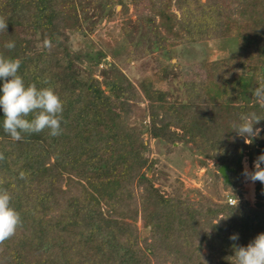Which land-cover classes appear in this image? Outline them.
Instances as JSON below:
<instances>
[{
	"label": "trees",
	"instance_id": "obj_1",
	"mask_svg": "<svg viewBox=\"0 0 264 264\" xmlns=\"http://www.w3.org/2000/svg\"><path fill=\"white\" fill-rule=\"evenodd\" d=\"M81 1L110 15L135 0ZM148 1L155 49L218 39L235 44L233 55L205 64L204 81L182 83V102L144 85L140 94L112 65L110 77L95 78L91 69L105 54L92 44L76 55L66 46L69 33H81L73 0H0L8 23L0 31V55L20 60L26 86H51L63 101L56 137L46 129L14 141L3 130L0 108V189L11 194L22 218L0 244V264H234L235 247L264 233V184L254 183V206L192 200L178 181L164 195L146 175L155 163L147 160L144 138L169 149L182 144L213 162L214 183L240 194L243 158L254 164L264 154V108L254 96L264 86V0ZM19 27L33 37L24 39ZM46 38L50 50L42 46ZM9 41L14 49L4 47ZM82 62L83 74L76 68ZM143 97L148 122L142 124L133 106ZM251 113L262 118L254 125L261 131L248 144L233 125ZM222 166L227 181L218 172ZM138 220L149 227L142 245ZM234 234L237 240L230 239Z\"/></svg>",
	"mask_w": 264,
	"mask_h": 264
},
{
	"label": "rangeland",
	"instance_id": "obj_2",
	"mask_svg": "<svg viewBox=\"0 0 264 264\" xmlns=\"http://www.w3.org/2000/svg\"><path fill=\"white\" fill-rule=\"evenodd\" d=\"M78 16L81 33H69L66 46L71 54L84 52L86 46L92 44L94 50H100L106 56L98 68H92L95 78L102 80L110 77L109 65L142 94L139 89L144 85L147 89H157L168 94L171 102L184 101L182 83L205 80V64L225 59L234 54L235 44L225 39L203 41L199 43L168 46L163 44L159 49L152 46L154 36L153 24L148 14L149 1H127L123 7L116 6L114 13L108 14L103 9L95 11L81 0H73ZM175 12V9H173ZM18 32L24 39L33 37L32 30L19 27ZM39 45V44H38ZM86 64H76L83 74ZM110 89L107 88L108 91ZM143 96V95H142ZM144 98V97H143ZM133 106V117L136 122H148V102ZM148 143L146 154L148 162L155 163L153 169H147L146 175L153 177L154 186L164 195L172 192L176 182L183 185L184 192L192 200H210L225 202L235 200V204L245 201L254 206V183L244 177L241 181L240 194H235L216 184L211 179L214 172L213 162L191 155L182 144H174L170 149L164 143L144 136ZM206 164L201 165V162ZM254 164L246 158L242 160V168L250 172ZM219 172V171H218ZM138 240L148 235V224L141 220L136 222Z\"/></svg>",
	"mask_w": 264,
	"mask_h": 264
},
{
	"label": "clouds",
	"instance_id": "obj_3",
	"mask_svg": "<svg viewBox=\"0 0 264 264\" xmlns=\"http://www.w3.org/2000/svg\"><path fill=\"white\" fill-rule=\"evenodd\" d=\"M7 21L0 16V31H6ZM44 48L51 49L50 39L43 41ZM6 49H14L13 41L6 42ZM20 60L6 58L0 55V79L4 81L2 95H0V108L3 110V130L14 141H20L22 134L40 133L49 130L52 137L62 133L61 121L63 120V101L51 86L37 88L35 83L25 85L23 78L18 75ZM10 78V79H9ZM49 84L45 78L42 81ZM254 96L260 106L264 108V86L254 90ZM33 116L31 120L27 117ZM241 123L233 125V130L239 136L245 137V143L250 144L252 139L259 135V128H254L262 118L255 113L241 115ZM4 155L0 152V160ZM264 154L259 155L254 161V171L245 168L244 175L251 182L264 184ZM27 173L21 171L20 179H26ZM12 196L6 189H0V244L12 238L17 229L22 225V218L18 211L11 206ZM224 219V218H223ZM237 240V235L230 237ZM235 247V246H234ZM234 264H264V233L256 236L254 241L246 247H235Z\"/></svg>",
	"mask_w": 264,
	"mask_h": 264
},
{
	"label": "water",
	"instance_id": "obj_4",
	"mask_svg": "<svg viewBox=\"0 0 264 264\" xmlns=\"http://www.w3.org/2000/svg\"><path fill=\"white\" fill-rule=\"evenodd\" d=\"M228 168L226 166H222L219 169V174L224 178L225 181H227V174Z\"/></svg>",
	"mask_w": 264,
	"mask_h": 264
},
{
	"label": "built area",
	"instance_id": "obj_5",
	"mask_svg": "<svg viewBox=\"0 0 264 264\" xmlns=\"http://www.w3.org/2000/svg\"><path fill=\"white\" fill-rule=\"evenodd\" d=\"M235 204V200H233L232 198L228 199V205H234Z\"/></svg>",
	"mask_w": 264,
	"mask_h": 264
}]
</instances>
